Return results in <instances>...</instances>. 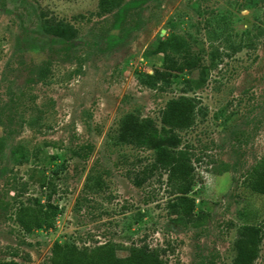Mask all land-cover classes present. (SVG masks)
<instances>
[{"label":"rangeland","instance_id":"374dc122","mask_svg":"<svg viewBox=\"0 0 264 264\" xmlns=\"http://www.w3.org/2000/svg\"><path fill=\"white\" fill-rule=\"evenodd\" d=\"M117 8L0 0V262L44 264L54 242L110 240L120 258L146 244L163 264H264V194L249 177L264 152V0H143L114 29ZM207 35L228 56L206 81L171 70L185 42L208 63ZM180 96L200 108L176 131L191 157L196 225L173 221L166 171L149 170L155 148L133 137L158 129L165 102ZM47 179L52 226L25 232L13 206L42 202Z\"/></svg>","mask_w":264,"mask_h":264},{"label":"trees","instance_id":"16d2710c","mask_svg":"<svg viewBox=\"0 0 264 264\" xmlns=\"http://www.w3.org/2000/svg\"><path fill=\"white\" fill-rule=\"evenodd\" d=\"M120 1L98 0L100 12H110L113 8L118 7L114 13V20L111 22V26L114 29L119 28L127 10L143 2V0H131L124 6H120ZM219 23L220 20H217L216 25ZM60 26L56 34L54 33V35L59 37L66 34L65 26ZM242 34L246 35L248 32L245 31ZM211 39L207 35L206 40L209 47L207 53L209 57L208 63H205L201 52L197 57H194L190 52V43L185 42L182 43V47L180 48L183 53V60L179 64L170 66L171 70L182 72L184 70L195 69L198 74L197 82L200 84L206 81L209 71L216 68L223 56H228L227 52L219 50L218 44L220 42L214 46ZM229 43L228 38H224L221 46L227 44L225 47L230 49L231 52L239 49V44ZM248 43L251 44V40ZM195 103L194 99L186 96L167 100L160 117L161 126L158 129L152 127L150 130H143L140 126L136 128L133 134L136 144L155 148L154 160L149 164L148 168L149 170L153 168L165 169L166 182H168L172 194L168 208L175 215L173 221L177 224L196 225L201 217L198 211L194 212L193 198L187 195L191 187V157L186 150L177 148L179 137L176 134V131L187 128L193 122L195 112L198 109L200 110L199 107L195 109ZM166 140H173V142H171V145L164 147L163 143ZM0 152H2V138H0ZM54 158L56 159L57 156H54ZM57 169V167H54L53 172L50 173L51 178L56 176ZM249 177L251 180L250 188L257 193L264 194V152L252 166ZM50 179H47L44 184H40L41 187L49 190L44 194L42 202L33 198V204H25L19 201L13 206L15 220L25 232H29L35 228L52 226L50 220L56 214V204L51 202V194L55 191V184ZM24 186L25 183L20 182L19 186L14 189L18 196L21 195L19 193H22ZM10 189L7 188L6 191ZM6 205L7 202L3 203L0 200V209H3ZM118 247L117 243L110 240L92 245L91 247L86 245L78 247L74 243L54 242L50 249L48 262L44 264H163L159 259L157 248H148L146 244H130L127 247V254L120 258L116 255ZM0 264L24 263L9 260L0 262Z\"/></svg>","mask_w":264,"mask_h":264}]
</instances>
